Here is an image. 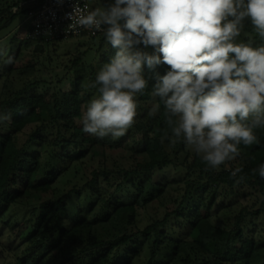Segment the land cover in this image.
Here are the masks:
<instances>
[{
	"label": "trees",
	"instance_id": "1",
	"mask_svg": "<svg viewBox=\"0 0 264 264\" xmlns=\"http://www.w3.org/2000/svg\"><path fill=\"white\" fill-rule=\"evenodd\" d=\"M37 0H8L0 6V30L10 26L12 22L33 6ZM15 9V11H13ZM103 42L104 35L100 36ZM94 37L89 39H96ZM253 38H257L255 35ZM249 39L245 38L244 40ZM15 41V40H14ZM41 42L45 45L53 42ZM20 43V44H21ZM260 43H256L257 45ZM19 43L12 41L11 52L5 56L0 53V65L3 72H11L21 54ZM111 49L102 56L107 63L115 54ZM9 57L12 63H6ZM80 57L73 60L72 66L80 64ZM167 65L161 64L155 69L144 68L148 86L143 94L137 95V117L132 128L139 135L135 142L139 144L145 156L142 162L130 169L114 170L105 166L93 169L90 178L80 187H73L59 198L39 203L33 208L34 217L28 221L26 233L22 242L15 248L13 263L7 264H249V255L231 243L233 238L241 239L243 228L241 224L246 217L264 215V178L258 172L253 173L259 165L264 164V128L255 130L258 143L240 147V162L234 167L226 168L221 165L218 169L209 168L206 163L196 157L188 160L189 150L192 147L176 139L168 132L157 135L150 132L151 126L161 119L160 113L164 108L159 97L152 94V86L157 76L165 74ZM68 71L57 75L55 80L39 78L28 82L22 89L13 92L0 104V121L4 117L13 115L18 123L11 127L7 135L0 136V204L8 208L24 191L51 190L58 177L72 164L85 165L87 156L100 153L105 141L94 139L83 147L82 134L71 131L74 127L71 118L60 116L56 103H53L54 115L47 120H41L33 130L27 133L24 139L20 138L26 119L38 106V94L50 92L54 98L63 86ZM75 89L76 84L72 83ZM96 89V88H95ZM97 91V89H96ZM92 90L83 92L82 101L88 107L95 97ZM165 124L166 119H161ZM55 129L54 136L44 134L46 130ZM49 136V137H48ZM37 143L39 147L47 148L44 158L41 154H30L28 147ZM169 143L171 149H168ZM180 152L184 153L182 159ZM196 153V152H195ZM173 154V157H171ZM167 167H173L183 173L179 180L158 179V173ZM241 168L238 176L245 179L237 183L231 172ZM117 176L115 190L131 193L132 209L128 212L124 222L120 215L114 214L110 203L106 201L104 207L94 220L88 217L96 208L97 201L101 199L95 187L102 180L109 181ZM181 187L183 192L179 198L170 204L168 210L159 217H154L143 229L134 226V208L146 209L160 202V199L171 188ZM244 187L259 193L261 202L258 206L242 208L235 216L231 228L213 222L212 209L218 201L230 199L235 191ZM87 193L91 202L86 210L77 206L76 215L70 217L67 212L65 200L71 195L81 196ZM118 203L119 199L109 195V201ZM97 216V217H98ZM171 220H181L186 227V238H172L167 225ZM108 223L111 234L105 238L93 239L94 225ZM24 225H20V228ZM17 225L11 226V230ZM146 245L147 255L141 257V247Z\"/></svg>",
	"mask_w": 264,
	"mask_h": 264
},
{
	"label": "clouds",
	"instance_id": "2",
	"mask_svg": "<svg viewBox=\"0 0 264 264\" xmlns=\"http://www.w3.org/2000/svg\"><path fill=\"white\" fill-rule=\"evenodd\" d=\"M66 15L69 28L102 32L116 50L91 84L98 95L84 112L85 133L124 136L136 121L137 95L148 86L145 66L164 64L152 94L163 102L172 136L192 146L209 168L234 160L241 144L258 143L255 130L264 128V0H111L88 11L74 3ZM246 20L258 45L238 41ZM240 172H231L237 183L245 179ZM257 172L264 178V164Z\"/></svg>",
	"mask_w": 264,
	"mask_h": 264
},
{
	"label": "rangeland",
	"instance_id": "3",
	"mask_svg": "<svg viewBox=\"0 0 264 264\" xmlns=\"http://www.w3.org/2000/svg\"><path fill=\"white\" fill-rule=\"evenodd\" d=\"M8 0H0V6L7 3ZM111 0H88L91 8L103 7L105 3ZM26 21L24 15L17 17L10 26L0 30V53L3 51L5 56L11 52L12 41L14 44H20L26 30ZM252 25L249 20L245 21L244 29L238 41L249 38L256 43L260 41L259 37L255 36ZM100 38H78L67 39L53 42L51 44H43L41 42H28L21 43L19 50L21 54L20 62H17L11 72H3L0 65V104L8 98L13 92L23 88L28 82L44 78L45 80H55L57 75H61L68 71L60 91L53 98L48 91L38 94L37 109L26 119L27 123L22 129L21 137L24 139L25 135L34 129L35 125L41 120H47L54 115L53 103H56L61 117L71 118L74 124L71 131L82 134L84 150L89 143L94 139H101L94 135L85 133L83 131L82 119L87 106L82 101L83 92L92 90V95H98L95 88L91 84L95 81L98 70L105 64L102 61V56L110 51V45L104 39L100 42ZM15 40V41H14ZM112 49V48H111ZM149 51H152L149 49ZM80 57V64L72 66L75 58ZM76 84V88L72 85ZM161 119L167 118L166 109L160 113ZM158 119L150 128V132L157 135H163L168 132L167 124L163 120ZM11 127H17L18 123L14 120L13 115L3 118L0 121V136L7 135ZM44 134H49L51 137L55 134V129L46 130ZM49 137V136H48ZM139 135L131 127L127 133L119 138L112 137L111 135L104 137V146L100 153L93 156H87L85 165L72 164L69 168L57 178L52 185L51 190L42 192L28 190L17 198L8 208L4 209V205L0 204V264L13 263L15 248L22 242L24 234L26 233V226L28 221L33 219V208L39 203L61 197L69 189L73 187H80L89 178L90 172L93 169H99L105 166L107 169L125 170L130 169L135 164L142 162L145 156L141 152V148L135 139ZM168 149H171L169 143ZM47 148L39 147L37 143H33L28 147L30 154H41L44 158ZM190 154L188 160L196 157L202 161L201 155H197L193 147L188 148ZM183 152H180L179 158L182 159ZM173 157V154H171ZM240 162L239 156L232 161L226 162L224 165L229 168L230 165L236 167ZM183 173L167 167L162 172L158 173V179L179 180ZM117 176L109 181L102 180L97 189L99 194V201L93 213L88 217L89 220H94L95 217L102 219L98 214L101 212L104 204L110 203L109 209L114 214L120 215V221L124 222L128 212L133 208L131 205V193L126 191L115 190L117 184ZM183 192L181 187L171 186V188L162 196L159 203L152 205L146 209L135 207L134 226L138 229H143L147 226L151 219L154 217H161L166 210H168L171 203L176 201L180 194ZM113 194V198L119 199L118 203L109 201V195ZM87 193L81 196L71 195L65 200L68 215L74 217L76 215V208L86 210V205L91 202ZM261 202L259 193L254 190H249L244 187L238 188L234 195L227 200H221L216 203L212 209V220L218 225L228 228L233 227L235 216L242 208H249L250 206L256 207ZM98 216V217H97ZM17 225V228L11 230V226ZM20 225L24 227L20 228ZM243 228V236L241 239L233 238L231 243L241 249L245 254L249 255V264H264V215L259 214L256 217H246L245 221L241 224ZM167 231L172 238L181 239L186 238V227L181 220H171L167 225ZM110 225L108 223H100L94 225L93 239H101L109 236ZM141 257L147 255L146 245H140ZM140 260L135 261L133 264H139ZM241 264V263H239Z\"/></svg>",
	"mask_w": 264,
	"mask_h": 264
},
{
	"label": "built area",
	"instance_id": "4",
	"mask_svg": "<svg viewBox=\"0 0 264 264\" xmlns=\"http://www.w3.org/2000/svg\"><path fill=\"white\" fill-rule=\"evenodd\" d=\"M74 3L85 11L91 10L88 0H62V3L60 0H37L24 14L27 25L21 39L56 42L102 36V32H93L85 28L73 30L68 27L71 21L66 14L72 11Z\"/></svg>",
	"mask_w": 264,
	"mask_h": 264
}]
</instances>
